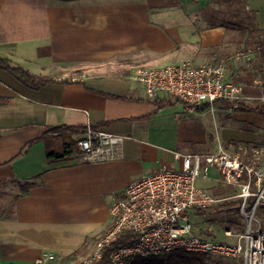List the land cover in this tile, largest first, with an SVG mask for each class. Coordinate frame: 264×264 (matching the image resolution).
I'll list each match as a JSON object with an SVG mask.
<instances>
[{
	"label": "crops",
	"instance_id": "0c3cea01",
	"mask_svg": "<svg viewBox=\"0 0 264 264\" xmlns=\"http://www.w3.org/2000/svg\"><path fill=\"white\" fill-rule=\"evenodd\" d=\"M226 2L241 28L233 48L224 23L209 20L217 11L212 6L206 12V0H0V54L53 78L32 89L0 69V264H31L45 251L56 255L51 264L88 255L110 225V203L128 182L163 165L178 168L175 153L235 146L195 152L192 144L210 140L202 131L207 110L190 111L164 94L147 98L131 78L139 67L225 56L228 78L246 95H260L254 79L264 50L251 63L233 56L264 48V0ZM252 116L264 143V114L244 111L240 117ZM56 125L121 136L120 156L49 160L43 141L19 155L41 128ZM242 132L241 144H255L256 135ZM202 178H208L204 189L226 187L214 167Z\"/></svg>",
	"mask_w": 264,
	"mask_h": 264
},
{
	"label": "built area",
	"instance_id": "2783aa9c",
	"mask_svg": "<svg viewBox=\"0 0 264 264\" xmlns=\"http://www.w3.org/2000/svg\"><path fill=\"white\" fill-rule=\"evenodd\" d=\"M261 51L257 45L233 57L251 63L260 58ZM227 71V60L204 64L183 61L139 67L131 78L143 87L147 98L164 94L182 101L190 111L202 103L227 101L232 104L229 108L237 110L238 101L264 100V63L254 79L261 91L259 97L246 95L240 83L228 78ZM122 140L121 136L86 126L77 138L78 154L87 161L113 160L120 156ZM174 158L180 161L178 168L163 165L128 182L123 194L110 203V225L95 241L92 251L66 264H126L137 256L177 248L208 259L222 258L227 264H264V227L256 218V209L260 206L264 210V147L247 143L228 150L219 145L213 154L175 153ZM211 167L219 171L224 185L238 188L235 196L241 200L240 209L247 222L243 232L224 230L226 239L199 235L190 220L191 209L208 208L231 197L218 198L197 184ZM125 233L129 234L127 241L116 245ZM56 260L53 252L45 251L31 264Z\"/></svg>",
	"mask_w": 264,
	"mask_h": 264
},
{
	"label": "rangeland",
	"instance_id": "374dc122",
	"mask_svg": "<svg viewBox=\"0 0 264 264\" xmlns=\"http://www.w3.org/2000/svg\"><path fill=\"white\" fill-rule=\"evenodd\" d=\"M206 2L208 6L206 12H209L212 9V6L215 7L213 10H219V12H216V14L215 11H213V15L211 16L212 18H210L209 20L211 22L224 23L225 27L227 28V41H231L230 48L236 47L238 45L239 40L242 38V35L241 31L236 29L232 24V21L234 19H231L227 12L226 0H206ZM206 14L209 15L208 13ZM252 39L254 42L255 38ZM220 60H227V57L224 56ZM237 61L246 62L244 59H239ZM256 97H259V95H256ZM243 113L244 111H234L231 108L220 109L211 107V109L205 112L204 117L206 119L202 123L203 134L205 135V138L209 137L210 140L205 141L201 144H192L191 147H196V149L194 150L195 152H204L206 151V149L216 150L218 144H241L240 141L243 137L241 134L243 133L242 129L257 136L254 139L255 146L264 147V143H262L260 140L258 127L256 126L255 118L257 117L252 116L253 119L242 120L240 116H243ZM229 137L232 139L230 140ZM52 149L54 151L62 153L63 141L55 140ZM74 149H77V153H75L76 155H71L69 159H74L78 155V147L76 145H74ZM207 179L208 178H202L200 176L197 179V184L205 188V185H207ZM212 187L213 186L209 188L207 187L206 189L218 198L231 196L228 200H226L230 202V204L225 207L214 205L199 213H195V210L191 209L190 220L191 223L194 225L195 230L199 233V235L208 234L211 236H215L217 239H226V237L223 235V232L227 229H230L233 233L245 231L247 228V222L242 216L240 202L235 196L239 192L238 188L234 186L225 187L220 184L216 185L215 188ZM256 218L261 222L262 226L264 227V210L260 206L256 209ZM255 224L256 222H253V225ZM207 264H227V260L220 258H210L207 260Z\"/></svg>",
	"mask_w": 264,
	"mask_h": 264
},
{
	"label": "trees",
	"instance_id": "16d2710c",
	"mask_svg": "<svg viewBox=\"0 0 264 264\" xmlns=\"http://www.w3.org/2000/svg\"><path fill=\"white\" fill-rule=\"evenodd\" d=\"M217 12H219V10H217ZM232 15L234 16L235 13L233 12ZM232 24L236 29L241 30V28H239V23L237 20H233ZM263 50L264 48L262 46L261 55ZM0 69L8 72L12 76H14L17 80H19L21 83L32 89H39L45 84L53 81V78L51 77L43 78L30 73L28 70L24 69L23 67L13 64L8 58L2 56L1 54H0ZM231 105L232 104L227 101H216L212 105H210L209 103H202L197 107V110L199 111L209 110L211 109V107L225 109L231 107ZM237 105H238L237 110L239 111L264 114V100L255 99V100H251L249 103H246L245 101L241 100L237 102ZM81 129H82L81 127H74L69 125H56L50 127H43L40 129L38 134L33 139L27 141L24 144V146L20 150L19 155L25 153L34 143L38 141H43L45 145V151H46L45 153L47 159L61 160V159L69 158L71 155L73 154L76 155L75 153H77V149H74V145L77 146L76 135L79 134ZM55 140L63 141L62 153H59L52 149ZM238 201L241 203V200L239 198ZM252 202H253V198H250L249 204L252 205ZM229 204L230 202L223 201L215 205L225 207ZM208 208H204L201 210L195 209V213L202 212ZM201 236L216 238L215 236H211L208 234ZM128 238H129L128 233L121 234L115 244L119 245L121 243H124L127 241ZM207 260L208 258L203 254L192 253L182 248H177L168 252L137 256L130 260H127L126 264H207Z\"/></svg>",
	"mask_w": 264,
	"mask_h": 264
}]
</instances>
